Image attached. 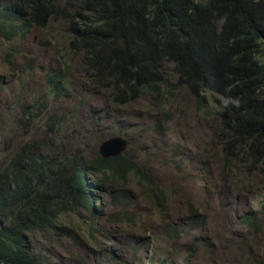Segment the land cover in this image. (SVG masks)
I'll use <instances>...</instances> for the list:
<instances>
[{"label":"rangeland","instance_id":"374dc122","mask_svg":"<svg viewBox=\"0 0 264 264\" xmlns=\"http://www.w3.org/2000/svg\"><path fill=\"white\" fill-rule=\"evenodd\" d=\"M13 3L0 0V7ZM17 6L22 15L27 13ZM69 38L59 19L11 40L0 37V168L16 148L32 141L52 149L58 145L62 155L80 149V157L94 158L102 142L121 136L127 146L120 156L145 169L152 181L139 182L128 172L125 182L115 183L114 190L125 197L105 195L95 206L98 232L89 228L85 208L61 217L70 227H79L73 240L33 232L29 245L45 264H110L106 254L125 264H180L182 257L185 264H264V222L247 229L240 218L257 213L264 199V170L255 162L261 157L249 165L245 152L236 149L227 162L222 160L215 146L223 95L206 92L207 116L179 86L173 65L161 60L165 84L157 92L114 103L108 90L112 88L87 79L90 65L81 52L67 46ZM50 71L64 76L63 94L48 90ZM37 108L32 115L26 112ZM163 196L172 204L162 203ZM189 204L198 206L205 218L199 232L166 238L170 224L189 228ZM122 212L127 216L118 215ZM112 215L120 220H108ZM137 238H147V246H137Z\"/></svg>","mask_w":264,"mask_h":264},{"label":"trees","instance_id":"16d2710c","mask_svg":"<svg viewBox=\"0 0 264 264\" xmlns=\"http://www.w3.org/2000/svg\"><path fill=\"white\" fill-rule=\"evenodd\" d=\"M17 3L27 9L25 15ZM51 19L67 26V46L90 65L87 79L112 88L114 103L157 92L165 84L161 60L173 65L179 86L190 92L197 108L207 111V91L222 94L225 101L239 100L238 106L229 102L221 108L215 147L225 162L236 149L243 150L249 165L259 162L264 170V0H14L13 7H0V37L10 40L33 26L45 28ZM59 74L50 71L46 76L53 94H63L64 76ZM79 152L66 156L59 154L58 145L52 149L32 141L16 148L1 166L0 264H45L29 245L33 232L73 240L79 227H70L61 217L83 208L90 216L89 228L98 232L95 206L105 195L125 197L114 190L115 183L125 182L128 172L139 182L152 181L150 173L125 156L89 158ZM257 157L261 159L253 162ZM200 212L189 204V228L168 223L166 238L199 232L205 220ZM240 218L247 229L263 226L264 199L257 213ZM110 219L120 220L116 215ZM147 244V238H137V246ZM106 256L110 264H125L114 254Z\"/></svg>","mask_w":264,"mask_h":264},{"label":"water","instance_id":"95a60500","mask_svg":"<svg viewBox=\"0 0 264 264\" xmlns=\"http://www.w3.org/2000/svg\"><path fill=\"white\" fill-rule=\"evenodd\" d=\"M127 140L121 136H113L102 142L98 147V154L102 158L120 156L126 149Z\"/></svg>","mask_w":264,"mask_h":264},{"label":"clouds","instance_id":"9594fccd","mask_svg":"<svg viewBox=\"0 0 264 264\" xmlns=\"http://www.w3.org/2000/svg\"><path fill=\"white\" fill-rule=\"evenodd\" d=\"M51 20H52V19H51ZM51 20L47 23V25L45 26V28L51 24ZM33 27H35V28H40V27H36V26H33ZM31 28H32V27H31ZM41 29H44V28H41ZM29 30H30V28H29L26 32H24L23 34H18V35H16V36L12 37L11 39H13V38H15V37H17V36L25 35ZM11 39H10V40H11ZM4 40H6V39H4ZM229 102H231L232 104H235V105H237V106L239 105V100L225 101V104L227 105ZM216 131H217V130H216ZM217 132H218V131H217ZM168 202H169L170 204H172V200L169 201V199H168L167 202H166V204H168ZM169 207H170V206H169ZM196 243H198V242H196Z\"/></svg>","mask_w":264,"mask_h":264}]
</instances>
